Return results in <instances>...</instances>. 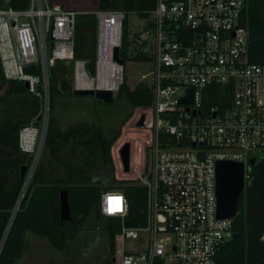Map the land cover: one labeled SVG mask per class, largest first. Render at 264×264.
<instances>
[{
	"label": "built area",
	"instance_id": "obj_1",
	"mask_svg": "<svg viewBox=\"0 0 264 264\" xmlns=\"http://www.w3.org/2000/svg\"><path fill=\"white\" fill-rule=\"evenodd\" d=\"M247 1L156 0L152 103L132 110L110 148L115 179L146 189L144 220L127 225L124 193L101 192L100 213L121 221L105 264H220L219 251L234 237L238 214L217 216L216 162H241L245 187L250 160L264 154V64L249 58ZM82 13L49 0H30L22 10L0 7L2 74L27 82L41 107L50 101L51 73L58 62L73 64L74 89H90L77 87L79 67L96 83L100 59L119 69L115 89H105L117 92L122 83L123 64L113 59V50L121 45L124 12L92 13L97 22L93 77L85 62L74 58L76 17ZM189 95L191 101L182 102ZM215 98L217 103L205 105ZM33 121L20 130L24 152H32L36 143ZM125 144L127 170L120 154ZM259 240L264 242V232Z\"/></svg>",
	"mask_w": 264,
	"mask_h": 264
},
{
	"label": "trees",
	"instance_id": "obj_2",
	"mask_svg": "<svg viewBox=\"0 0 264 264\" xmlns=\"http://www.w3.org/2000/svg\"><path fill=\"white\" fill-rule=\"evenodd\" d=\"M29 1L6 0L0 7L22 10L29 6ZM49 1L66 10L83 12L76 17L74 58L85 62L89 76L96 73L97 22L92 14L95 11L124 12L121 45L117 52L118 58L123 60V70L127 72V62L148 67L144 73L136 74L138 80L132 84H128L125 73L113 103L104 104L94 99L95 104L104 106V112L113 110L109 117L121 115L117 125L80 122L61 127L54 111L60 107L62 94L74 96L65 78L73 68L57 63L50 78L44 151L15 210L25 183L20 179L21 166L29 167L33 161L31 154L20 148V130L39 119L42 104L22 81L6 80L0 65V78L5 84V95L0 98V264H18L28 232L45 237L54 250L66 251L68 255L69 246L77 241L85 229L83 226L91 219L97 227L95 230H99V234L104 232V239L99 234L97 237L102 244L101 253L106 256L85 264H105L113 253L114 235L121 221L100 213L101 192L118 190L124 193L128 200L127 225H139L144 220L146 189L136 182L114 178L110 148L132 110L152 103V11L156 0ZM130 14L137 16L134 27L129 24ZM243 16L249 31L250 61L264 64V0H248ZM217 99L206 100L205 105L217 103ZM47 154L49 160H46ZM249 175L237 202L234 237L218 254L220 264H264V242L259 240L264 232V154ZM63 190L67 192L71 215V219L64 222L59 218V195Z\"/></svg>",
	"mask_w": 264,
	"mask_h": 264
},
{
	"label": "rangeland",
	"instance_id": "obj_3",
	"mask_svg": "<svg viewBox=\"0 0 264 264\" xmlns=\"http://www.w3.org/2000/svg\"><path fill=\"white\" fill-rule=\"evenodd\" d=\"M5 2L6 0H0V5H3ZM136 22H137V16L134 14H130L129 15L130 26L134 27L136 25ZM59 64L62 65V62H58V65ZM65 66H67V68H71L72 66L73 68L72 63L70 65H65ZM147 67L148 66L145 64L127 62L126 63L127 72L123 70L122 81L126 73L127 74L126 80L128 84H132L133 82H135V80H138L139 75L136 74L144 73L145 72L144 70ZM65 78L66 81L70 84V86L74 90L75 88L74 68L70 74L65 76ZM116 85H117V80H113V82L110 81L106 84H99L98 87L114 89ZM116 93L117 92L114 91V98L116 97ZM4 95H5V84L2 82L0 78V98ZM61 96L62 97H60L59 99L60 107L54 111V115L58 118L61 127H66L70 124L80 123V122H84L91 125H97V126L102 124L106 125L107 123L112 124V122L118 124L121 120L120 119L121 115H118L115 116L116 121H112L113 117H109V114H111L113 110L107 109L108 111L105 110L104 112L103 111L104 106L103 105L98 106L97 104H95L94 103L95 98H93L92 96L74 97L63 94ZM49 102L46 107L44 105L43 107H41L40 118L33 121V124H35V122H38L36 126L38 135L36 137V143L34 145L33 151L29 152L33 157V161L29 165L28 170L26 172L27 177L25 176V178L23 179L26 185L19 197L20 200L24 196L27 184L30 182L33 173L36 171L39 158L41 157V154L44 151L45 132H46L48 112L50 106ZM100 110H102L103 112H101ZM124 123L125 121L122 123L121 127L123 126ZM120 132H121V128H120ZM48 158L50 157H48L47 154L46 160H49ZM13 178L14 177L11 176V180H13ZM83 227L86 228L84 229L83 232L79 234L77 241L69 246L68 255L65 254L66 251L53 250L50 247L47 240L41 238L38 240H34L32 242L33 246L29 247L30 250H33L31 251L32 254L26 255L29 254V252H26L24 256H21V258L18 261V264H85L86 262L92 260H102L106 255L105 253L104 254L101 253L102 244L98 240L99 238L97 236L99 234V230H95L97 229L95 223L91 219L89 220V222L85 223ZM99 236H101V239H104V232L101 231Z\"/></svg>",
	"mask_w": 264,
	"mask_h": 264
},
{
	"label": "water",
	"instance_id": "obj_4",
	"mask_svg": "<svg viewBox=\"0 0 264 264\" xmlns=\"http://www.w3.org/2000/svg\"><path fill=\"white\" fill-rule=\"evenodd\" d=\"M52 47V45H51ZM119 48L115 47L113 50V59L123 64V60L118 58L117 52ZM25 88H28V83H24ZM191 94V91H189ZM73 95L79 96H92L95 99L101 100L105 104L114 102V93L107 89H74ZM189 99L183 98L182 102H190ZM40 118V117H39ZM38 122H36L37 125ZM141 122H139V125ZM121 159L124 169L127 170L129 150L128 145L125 144L121 151ZM259 159L254 157L250 160L251 168L257 165ZM28 170L27 165H22L20 169V179H24ZM244 169L241 162L231 160H218L216 162V196H217V216L219 218L234 217L238 214L237 202L244 190ZM59 218L62 222L71 219L70 207L67 200V192L65 190L60 192L59 195ZM2 246V244H1ZM0 246V247H1Z\"/></svg>",
	"mask_w": 264,
	"mask_h": 264
},
{
	"label": "bare ground",
	"instance_id": "obj_5",
	"mask_svg": "<svg viewBox=\"0 0 264 264\" xmlns=\"http://www.w3.org/2000/svg\"><path fill=\"white\" fill-rule=\"evenodd\" d=\"M118 76H119V69L115 65L106 64L103 62L102 59H100L98 61L96 83H93V80L90 77L87 78L84 75L83 70L79 67L77 70V80H78L77 87L78 88H99L98 87L99 84H106L110 81L113 82V80H117V84H118L119 82ZM102 89H105V88H102Z\"/></svg>",
	"mask_w": 264,
	"mask_h": 264
},
{
	"label": "crops",
	"instance_id": "obj_6",
	"mask_svg": "<svg viewBox=\"0 0 264 264\" xmlns=\"http://www.w3.org/2000/svg\"><path fill=\"white\" fill-rule=\"evenodd\" d=\"M94 98V97H93ZM96 100H98V99H96ZM101 101V100H100ZM116 120V118H112V121H115ZM112 124H113V122H112ZM83 228H86V227H83ZM41 238H44V239H46L45 237H40V236H36V235H34V234H31L30 232H28L27 234H26V241H25V250L23 251V254H22V256H24L25 254H26V252H29V254H26V255H30V254H32V252L31 251H33V250H30L29 249V247L30 246H33L32 245V242L34 241V240H38V239H41ZM47 240V239H46ZM48 242V241H47ZM49 243V242H48ZM50 245V244H49ZM50 247H51V245H50ZM52 248V247H51ZM53 249V248H52ZM54 250V249H53ZM31 252V253H30Z\"/></svg>",
	"mask_w": 264,
	"mask_h": 264
},
{
	"label": "flooded vegetation",
	"instance_id": "obj_7",
	"mask_svg": "<svg viewBox=\"0 0 264 264\" xmlns=\"http://www.w3.org/2000/svg\"><path fill=\"white\" fill-rule=\"evenodd\" d=\"M115 120V119H114ZM116 121V120H115ZM114 125H117V123H113Z\"/></svg>",
	"mask_w": 264,
	"mask_h": 264
}]
</instances>
